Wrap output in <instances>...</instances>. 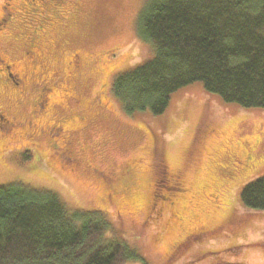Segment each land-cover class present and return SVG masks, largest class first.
<instances>
[{"label":"rangeland","instance_id":"rangeland-1","mask_svg":"<svg viewBox=\"0 0 264 264\" xmlns=\"http://www.w3.org/2000/svg\"><path fill=\"white\" fill-rule=\"evenodd\" d=\"M145 1L0 0V22L9 17L0 54L24 90L0 81V186L20 182L57 193L70 211H100L148 264H264V210L240 198L264 174V109L201 82L173 92L158 115L129 114L113 93L118 73L154 54L136 28ZM34 78L52 87L43 108Z\"/></svg>","mask_w":264,"mask_h":264},{"label":"trees","instance_id":"trees-1","mask_svg":"<svg viewBox=\"0 0 264 264\" xmlns=\"http://www.w3.org/2000/svg\"><path fill=\"white\" fill-rule=\"evenodd\" d=\"M136 28L154 54L113 81L127 113L161 114L173 92L195 82L227 102L264 109V0H146ZM240 198L264 210V174ZM129 262L148 264L110 234L100 211H70L57 193L20 182L0 186V264Z\"/></svg>","mask_w":264,"mask_h":264},{"label":"flooded vegetation","instance_id":"flooded-vegetation-1","mask_svg":"<svg viewBox=\"0 0 264 264\" xmlns=\"http://www.w3.org/2000/svg\"><path fill=\"white\" fill-rule=\"evenodd\" d=\"M44 1V3H46L48 0H42ZM37 0H28V3L29 4H35V7L37 6ZM54 3L55 4H58L59 5V0H54ZM6 7V6H4ZM34 7V9H35ZM8 11V10H7ZM10 14V12H8ZM3 20L0 22V30H2L3 28V25L7 22V20L9 19V17H2ZM44 18L45 20H48L49 16L48 15H44ZM1 32V31H0ZM37 33L34 31V36L36 35ZM36 38V36H35ZM33 43L34 42H31V46H33ZM30 53V49H27L26 51V54L29 55ZM39 55H37L35 57V54H33V52L31 53L30 55V58H31V62L33 60H35ZM75 59L72 60V61H69L67 62L66 64H71L73 61L77 62V58H78V55L75 54L74 55ZM13 64L12 63H9L7 62L3 57L2 55L0 54V81L1 83H10L11 86L15 85L14 88L18 89L16 91V94L18 95V97H20L23 93H24V90H19L20 89V86H21V83H23V76L17 71V70H13ZM38 70V66L34 65L30 71V75H33L36 71ZM38 74V73H37ZM39 75V74H38ZM37 79H33L32 81L33 82H36ZM35 89L38 90V96L36 98V101H37V106H39L40 108H43V106L45 104L48 103V95H49V92L52 90V87L47 83V82H41V83H37L36 82V85L35 87H33ZM16 97V98H18ZM20 99V98H18ZM8 120H7V117H6V111L5 110H0V122H2V124L6 123ZM2 126H0L1 128ZM172 174H174L172 172Z\"/></svg>","mask_w":264,"mask_h":264}]
</instances>
